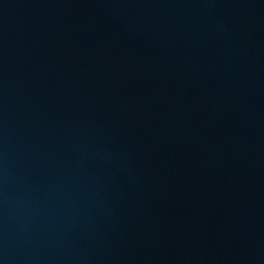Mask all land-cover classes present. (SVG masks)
Segmentation results:
<instances>
[{"label":"water","instance_id":"1","mask_svg":"<svg viewBox=\"0 0 264 264\" xmlns=\"http://www.w3.org/2000/svg\"><path fill=\"white\" fill-rule=\"evenodd\" d=\"M0 264H264V0H0Z\"/></svg>","mask_w":264,"mask_h":264}]
</instances>
